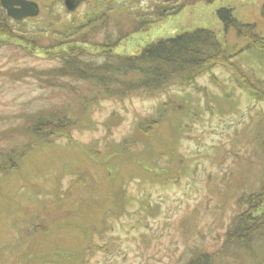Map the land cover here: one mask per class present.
I'll use <instances>...</instances> for the list:
<instances>
[{
    "label": "rangeland",
    "instance_id": "rangeland-1",
    "mask_svg": "<svg viewBox=\"0 0 264 264\" xmlns=\"http://www.w3.org/2000/svg\"><path fill=\"white\" fill-rule=\"evenodd\" d=\"M154 1L118 3L135 11L151 9ZM219 7L253 25L247 31L264 42V0H196L120 39L109 53L131 55L198 27L212 29L228 52L244 48L250 38L225 30ZM115 13L90 43L115 38ZM87 15L0 19V161L32 139L25 125L37 111L59 108L71 119L67 128H50L17 168L0 174V264H186L194 252L207 253L213 264H264V195L254 209L263 214L256 220L260 231L227 237L231 219L252 212L237 202L240 195L264 192V93L252 94L247 83L246 90L229 78L244 71L264 90V53L246 49L232 58L242 73L213 67L179 90L183 106H195L198 115L168 107L144 128L164 94L103 97L81 106L73 91L84 94L83 82L46 80L60 52L104 49L47 47L50 32L95 14Z\"/></svg>",
    "mask_w": 264,
    "mask_h": 264
},
{
    "label": "trees",
    "instance_id": "trees-1",
    "mask_svg": "<svg viewBox=\"0 0 264 264\" xmlns=\"http://www.w3.org/2000/svg\"><path fill=\"white\" fill-rule=\"evenodd\" d=\"M194 1L196 0L154 2L151 9L146 7L147 9L144 10L141 7L135 11L121 6L116 10L108 9V11L97 13L94 16H88L80 25L69 21L72 26L68 25L67 29L56 31L57 33L54 31L49 33L48 48L61 44L69 46L87 43L96 44L90 43L91 40H96L90 38H96L100 32L102 33L108 29L111 12L115 11L117 13H115L113 21L117 33L115 38L108 37L105 40L98 41L96 45L104 48L98 54L91 55V53H87L79 47H72L65 52H60L59 62L48 69L46 80L55 82L61 78H69L74 82H83L85 85L81 87L85 92L84 94L75 95L78 92L73 91L74 96L79 97V99L73 100H78V104L81 106L90 105L91 102H97V99L99 100L103 97L123 99V97L134 95L156 96L164 94L166 98L158 101L154 114L144 117V128L150 123L157 124L168 107H171L174 113H181L186 110L185 112L188 115L191 113L195 114V116L198 115L195 106L188 105V108H191L192 111L183 106V101H187V99H183L181 95H178L179 90L185 91L186 88L192 85L197 76L210 71L213 67L223 65L239 69L232 61V58L236 55L241 56L246 49H255L254 52H257V54L259 52L264 53V42L259 40L260 37L255 32L249 33L246 29L247 27L252 28L253 25L238 23L231 14L230 9L219 7L216 11V16L221 20L224 29L234 28L237 36L243 37L244 35L250 38L249 44L244 47L245 49L239 48L232 51V53L228 52L212 29L198 27L176 33L175 36L154 40L152 43L143 45L142 49L131 55L109 53L112 47L119 44L120 39L141 31L142 28L144 29L147 24L153 23V21L175 14L186 3ZM92 20H95L97 25L91 22ZM87 23L89 24V26L87 25L88 29L83 32ZM1 28L5 29L4 26ZM260 56L263 57L264 55ZM99 57L101 59L97 60ZM239 70L242 73L243 70ZM243 73L245 75L242 74L243 77L240 75L241 77L238 78L235 71H233L229 80L235 86H244L246 90L245 84L247 83L249 92L252 94L256 95L258 93L257 90L264 93V90L257 87L259 80H254L252 75L246 74L244 71ZM256 81H258L257 84H255ZM173 84L180 88L171 90L170 87ZM70 88L74 89L75 87ZM258 97L260 96H257L256 100ZM261 99L264 100V94ZM70 122L71 119L59 108H46V110L37 111L31 117V122L25 125V130L32 135V139L2 154L3 160L0 161V174L17 168L19 161L37 140H46L50 136V128H67ZM122 143L123 141L120 142V144ZM263 195L264 192L262 190L240 195L241 197L237 202L248 205L252 212L250 215H244L245 211H247L245 209L237 217L231 219L227 237L241 240L248 234L260 231L256 220L263 214H257L255 208ZM186 264H213V262L210 261L207 253L194 252Z\"/></svg>",
    "mask_w": 264,
    "mask_h": 264
},
{
    "label": "flooded vegetation",
    "instance_id": "flooded-vegetation-1",
    "mask_svg": "<svg viewBox=\"0 0 264 264\" xmlns=\"http://www.w3.org/2000/svg\"><path fill=\"white\" fill-rule=\"evenodd\" d=\"M118 1L119 0H0V19H9L15 23H19L38 17L42 12L57 14L59 16L97 14V12L100 13L108 11V9H117L121 6H125L118 3ZM154 2L163 1L155 0ZM8 8L17 12V14L25 13V16L16 19L7 14ZM35 11H37V14L32 15L31 12Z\"/></svg>",
    "mask_w": 264,
    "mask_h": 264
},
{
    "label": "water",
    "instance_id": "water-1",
    "mask_svg": "<svg viewBox=\"0 0 264 264\" xmlns=\"http://www.w3.org/2000/svg\"><path fill=\"white\" fill-rule=\"evenodd\" d=\"M7 14L11 15L12 17H14V18H16V19H19L20 17L25 16V15H24L25 13H19V14H17V12L12 11V10H10L9 8H8V10H7ZM31 14H32V15H36V14H37V11H35V12H31Z\"/></svg>",
    "mask_w": 264,
    "mask_h": 264
}]
</instances>
